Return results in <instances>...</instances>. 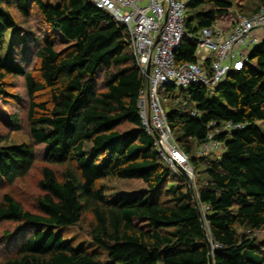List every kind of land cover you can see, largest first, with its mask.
Here are the masks:
<instances>
[{
  "label": "trees",
  "instance_id": "trees-1",
  "mask_svg": "<svg viewBox=\"0 0 264 264\" xmlns=\"http://www.w3.org/2000/svg\"><path fill=\"white\" fill-rule=\"evenodd\" d=\"M263 6L264 0H189L190 36L176 51V63L197 61L195 36L203 28L228 30L239 15L252 16ZM35 7L48 26L39 32L20 24ZM110 21L88 0H0V51L11 47L8 59L0 53V98L13 96L7 76L24 77L30 135L44 149L34 212L1 187L28 175L38 150L25 142L0 147V225L18 224L14 232L5 231L12 249L0 264H210L191 189L163 162L142 126L138 99L145 77L127 33ZM56 40L65 48H57ZM33 57L38 76L26 68ZM248 59L242 71L230 73L219 85L218 96L194 85L181 90L168 111L191 166H202L200 172L192 166L194 191L214 264H264V235L254 234L264 228V129L258 124L264 123V41ZM39 94L49 97L41 101ZM186 108L201 115L191 116ZM7 115L10 125L3 115L0 123L21 130L19 114ZM227 121L244 127L215 133L223 154L197 157L214 129L209 125ZM108 178L141 180L149 192L111 199L100 184ZM88 214L93 217L89 235L106 260L101 252L74 247L61 235L62 228Z\"/></svg>",
  "mask_w": 264,
  "mask_h": 264
},
{
  "label": "built area",
  "instance_id": "built-area-1",
  "mask_svg": "<svg viewBox=\"0 0 264 264\" xmlns=\"http://www.w3.org/2000/svg\"><path fill=\"white\" fill-rule=\"evenodd\" d=\"M104 10L128 36L136 65L145 77L138 99L142 126L152 136L153 144L163 162L175 172V164L184 167L194 183L197 176L190 164V156L178 143L168 119V111L160 95V88L179 90L201 85L216 89L232 72L244 69L249 48L264 41V6L254 15H239L228 30L218 26L203 28L197 36V61L176 63L175 53L190 36L187 31L189 0H88ZM149 69V73H148ZM191 116H200L196 109L186 108ZM207 140L197 151V157L221 152L222 144L215 133L244 127L242 123L227 121L217 126L212 122ZM223 149V148H222ZM264 234V228L254 234Z\"/></svg>",
  "mask_w": 264,
  "mask_h": 264
},
{
  "label": "rangeland",
  "instance_id": "rangeland-1",
  "mask_svg": "<svg viewBox=\"0 0 264 264\" xmlns=\"http://www.w3.org/2000/svg\"><path fill=\"white\" fill-rule=\"evenodd\" d=\"M53 3H56L57 0H51ZM17 14V12H16ZM18 21L19 18H22L20 15H17ZM20 24L25 27H30L33 32H39L43 28L47 29V24L44 22L42 13L38 8H34L31 13V18L26 21L24 19H20ZM17 32L11 33V35H16ZM42 35H44L42 33ZM10 37V36H9ZM10 42V39H9ZM57 48L63 49L65 48V44L61 43L59 40H56ZM9 45V44H8ZM11 47L6 46L4 50L0 51V53L5 57L9 58ZM253 47L249 48V51L252 50ZM37 66V58L33 57L31 61H29L28 65H26L27 69L35 70V74L38 76V71H36ZM7 89L12 93V97L10 98H0V117L3 115L2 120L6 125H10V122L7 120L8 112L18 113L21 118L22 129L19 131H10L4 124L0 123V138L2 136L8 137V141L1 142L0 147L5 144H19V143H32L33 139L30 135L29 125H28V113L30 106V98L26 89V82L24 77H14L12 75L7 76L6 78ZM181 90L174 88L171 91V95H169V91L166 87L160 88V95L164 102L165 108L169 111L172 106H175L173 100L174 97L180 94ZM18 95V96H17ZM211 96H218V91L212 88L210 92ZM49 94H39V100H47ZM8 99V101H6ZM6 116V117H5ZM264 129V123H258ZM129 127V125H124L122 129ZM35 148L38 150V160L36 161L34 167L30 171V173L19 180H16L14 184L9 185L7 183L2 184V192H11L19 201L23 203L26 209L36 212L37 209V197L41 194V189L39 186V182L42 178V168L44 166V162L42 160L43 154V146L34 144ZM223 148V147H222ZM221 148V152H219V156H221L224 152V149ZM193 166V165H192ZM196 172H200L202 170V166L197 164L193 166ZM178 171V170H177ZM179 173V171H178ZM107 193L109 198H116L121 195H128L131 193H141V192H149V188L147 185L138 179H119V178H108L100 183ZM196 182L193 181V187H195ZM92 215H85L80 223L77 225L69 226L62 228L60 230L61 235L65 238L71 245L74 247H83L87 249V251H99L104 255V259L106 260L107 254L103 252V250L97 246L92 238L89 235V225L92 221ZM18 224L13 222H4L0 225V263L5 256H7L12 247L11 244L7 242L5 235V231L9 230L14 232L17 230ZM57 229H55L56 231ZM264 234H259L258 236H263Z\"/></svg>",
  "mask_w": 264,
  "mask_h": 264
},
{
  "label": "water",
  "instance_id": "water-1",
  "mask_svg": "<svg viewBox=\"0 0 264 264\" xmlns=\"http://www.w3.org/2000/svg\"><path fill=\"white\" fill-rule=\"evenodd\" d=\"M148 73H149V69H148ZM176 168L178 169L179 173L186 179L190 189H191V192H192V195H193V198H194V203L197 207V210H198V213H199V216L201 218V221H202V224H203V228L205 230V238H206V241H207V244H208V248H209V263L210 264H214V255H213V246H212V240L209 238L208 236V233L206 231V228H205V221H204V216L201 212V209H200V206H199V202H198V199L195 195V191H194V187H193V179L192 177L190 176V174L188 173V171L182 167L181 165H178L176 163H174Z\"/></svg>",
  "mask_w": 264,
  "mask_h": 264
}]
</instances>
